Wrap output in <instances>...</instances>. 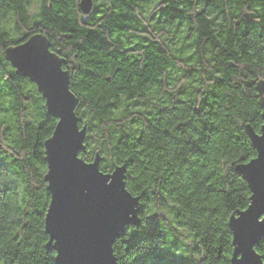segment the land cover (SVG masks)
Returning a JSON list of instances; mask_svg holds the SVG:
<instances>
[{"label":"trees","instance_id":"16d2710c","mask_svg":"<svg viewBox=\"0 0 264 264\" xmlns=\"http://www.w3.org/2000/svg\"><path fill=\"white\" fill-rule=\"evenodd\" d=\"M79 1L45 0L40 12L29 18L25 14L24 0H0V23L5 20L6 12H12L18 20L14 25L15 34L0 33V44L12 47L33 35H42L49 42V51L63 60V66L71 65L68 76L70 81H77L75 97L78 103L82 107H92L93 120L99 121L94 128L108 121L115 125L109 129L113 132L112 151L121 157L128 155L122 165L125 171L133 163L141 170L140 179L149 184L145 189L146 203L155 202L163 207V191L171 194L174 188L183 190L188 181L195 182V177L187 175L195 164L216 158L211 154L214 148L185 144L179 166L158 174L163 146L153 147L155 132L159 131L157 125L165 118L188 104L187 99L180 97L194 96L192 103L200 105L191 109L194 115L203 113L219 118L221 110L223 114L229 112L228 106L236 109L247 105L251 109V119L243 125L244 131L218 142L225 149L239 144V151L232 154V163L235 166L245 163L239 153L245 152L248 144L246 126L252 127L253 121H262L264 94L261 96L256 87L264 81L259 79L264 76V0H199L202 7L195 16L193 0H92V8L86 15L80 11ZM147 3H154L155 7L144 19L154 21V24L144 23L141 19V9ZM245 8L246 11H241ZM162 22L176 24V28L158 27ZM26 25H31L34 30L25 31ZM150 28L184 35L178 39L174 34L166 43L154 36ZM173 41L180 44L179 55L169 47ZM177 61L187 62L183 77L193 82L181 84L173 96L166 90L170 85H165L161 77L170 69L176 70ZM194 77L206 86L200 87ZM162 88L165 89L163 92ZM36 89L27 78L8 71L0 79V100L4 101L0 104V136L10 140L7 145L0 142V175L17 178L0 189V205L7 207L6 202L18 198L16 208L26 222L16 225L19 230L8 241L7 258L0 256V264H22L23 249L35 243L28 233L39 239L30 254L33 264H48L49 255L55 256L45 248L48 236L43 229L44 215L50 196L43 178L47 165L42 151H45L44 142L52 135L56 121L48 118L47 111H39V105L45 106V100ZM21 107L25 117L29 108L37 110L38 123L21 119ZM216 127L208 125L205 134L209 137L217 135ZM161 135L167 137V129ZM150 148L153 150L149 151ZM254 156L255 151L247 157V162ZM104 158L102 155L101 159ZM200 167L203 170L212 165L201 164ZM213 175L214 170L205 179H211ZM238 179H241L239 174L230 173L217 177L215 188L213 185L207 187L220 195L231 187L234 195ZM191 195L200 199L197 193ZM153 215L158 223L155 218H150L146 227H141L130 237L127 241L129 253L139 250L143 241L162 235L160 227L165 229L168 242L174 241L173 233L166 231L165 213L153 212ZM21 236L24 238L20 239ZM232 250L214 251L205 264H225L221 257H231ZM255 250L261 253L259 248ZM194 254L197 257L198 253L193 251ZM180 260L168 250L146 249L133 264H189Z\"/></svg>","mask_w":264,"mask_h":264},{"label":"clouds","instance_id":"9594fccd","mask_svg":"<svg viewBox=\"0 0 264 264\" xmlns=\"http://www.w3.org/2000/svg\"><path fill=\"white\" fill-rule=\"evenodd\" d=\"M44 2L45 0H24L25 14L29 18L34 17L40 12ZM154 7V3H147L144 5V8L141 9V19L144 20V23L154 24V21L144 19L154 10ZM201 7L202 5H200L199 0H193V16H195V13L200 12ZM246 10V8L241 9V11ZM209 15H215V13H209ZM17 23L18 20L13 13L6 12L5 20L3 23H0V33L13 32V34H15L14 25ZM229 25H231L230 19ZM158 27H171L175 29L176 24L162 22ZM33 30L31 25L25 26V31L31 32ZM149 31L153 32L154 36L163 39L166 43L172 39L174 34L177 35L178 39L182 38L184 35L183 33L174 32L162 33L152 28H150ZM51 36L52 34L50 33V39ZM37 37L41 38L40 35ZM57 39H59V37H57ZM249 39L251 40L252 37H249ZM43 41L48 45L46 40L43 39ZM29 44L25 47L29 46ZM169 47L173 49L174 54L179 55L177 49L180 47V44L178 42L173 41L169 44ZM22 48H14L12 50ZM8 52L9 45L6 43L0 44V61H3V63L0 64V79L3 78L5 71L16 74L18 70L13 61L8 58ZM176 63L178 68L176 70H169V72L172 73L171 76L169 72H165L161 77L165 85H170L166 90L172 92L173 96H175L176 90L180 88L181 84L190 85L193 82V80H186L183 77V71L187 67V62L177 61ZM60 68L67 72L71 71V65L62 66L60 64ZM193 79H196L197 83H199V78L194 77ZM259 79H264V76L259 77ZM76 85L77 81H70L69 78L66 77V93L70 94L75 101L72 106V117L74 118L76 135L80 138V147L83 149L77 151L76 159L87 166L95 165L98 173H105L108 177H111L117 169H122V183L124 189H127L126 193L131 192L133 195H136L138 192L149 188V184L144 183L143 180L140 179L141 170L137 168L135 163H133L127 171L124 170V167H121L124 161L128 159V155L125 154L121 157L120 154H114L112 151V144L114 143L112 139L113 132L109 129H113L115 125H113L111 121H108L106 124H100L98 128L93 127V125L99 124V121L93 120L94 112L92 107H82L75 99ZM199 86L203 88L206 85L204 83H199ZM164 90L165 89L162 88V92ZM180 99H187L188 104L185 105L184 108L174 111L165 118L164 121L157 125L159 131L155 132L153 147L163 146V151L160 153L162 159L159 161L161 167L158 174L162 175L165 169L179 166L185 144H187L188 147L200 145L202 147L207 146L209 149L214 148L211 154L216 158L211 162L200 160L198 164H195L187 173V175L195 177V182L191 180L188 181L183 190L173 191L171 194H169V191H163V197L161 199L163 207L155 202L146 203L144 199L136 203L135 207L138 210L137 217L142 218V222L152 217L153 212L165 213L167 217L166 231L173 233L174 241L169 243L165 238V229H161L160 227L162 235L151 240L143 241L142 247L139 250H134L129 253L127 251V241L130 239L131 229L126 226L123 234L111 243L112 256L115 260V264H133V261H135L146 249L168 250L174 253L176 257L189 261V264H205L209 255L216 250L228 252L234 248L236 252V246L234 244L235 235L233 232L229 231V220L231 216L239 215L234 208V204L238 201L243 203L246 200V205L251 206V197H253L254 193L250 190L249 182L242 174H239L241 179L235 181L236 192L234 195L231 187L227 188L226 193L220 195L209 191L207 186L213 185L215 188L217 185L214 181H216L217 177L230 173L237 174V167L232 163V154L234 151H239L240 145H231L229 148L225 149L218 142L227 141L228 137L232 136V134L243 132V125L251 119L249 115L251 109L247 105L236 109H232L231 106H228L230 110L227 114H223V110H221L219 118H215L212 117L211 114H193L191 109L200 107L198 102L192 103L194 96L180 97ZM47 110L48 105L47 107L43 104L39 105V111L42 112ZM20 111L21 119L34 120L38 123L40 117L37 110L29 108L26 117L23 115L22 107ZM117 115H119V111H117ZM177 125H180V127L177 128ZM208 125L217 126L215 129L217 135L209 137L205 134V127ZM164 129H167L169 133L167 137L161 135ZM250 129L254 137H264V121H253ZM125 131H128V129H125ZM252 134H250L249 129H247L248 144L245 145L246 151L239 153L244 159H247L253 151L260 155V150L253 146ZM209 140L211 143H208ZM0 142L7 145L10 140L4 136H0ZM44 148L46 151H42V155L48 157V143ZM152 150L151 148L149 149V151ZM9 151H11V149ZM102 155L105 157L104 159H101ZM98 157L99 162H97ZM209 163L212 165L211 168L206 167L203 170L201 169V164L207 165ZM213 170L215 175H213L211 179L206 180L205 178L210 176ZM16 179L17 178L14 176L5 177L0 175V189H3L6 184H11V182ZM111 183L112 180L109 179L107 184L111 185ZM192 193H197L200 199L197 200L196 196L191 195ZM205 196H207V199H205ZM227 196H231L232 198L226 199L225 197ZM18 202L19 200L17 198L14 202H6L7 207L0 205V237L6 238L0 239V256H3L5 259L7 258L8 241H11L12 235H15V232L19 230L16 225L26 223L23 220L20 210L16 208ZM52 204L53 201L50 207ZM229 209H231V211H229ZM176 210H179L180 215H176ZM262 221H264V216L257 218L258 223ZM28 235L31 241L35 243L32 244V247L23 249L24 259L22 264H33L30 254L32 253V248L39 243V239L36 236H33L31 233H28ZM51 235L50 233V236ZM23 238V236L20 237V239ZM16 243H19V240H17ZM54 245L55 243L48 247V252L50 254L52 252H57L53 247ZM256 248H259L261 253L264 252V240H258L251 246V251L259 258L261 264V261L264 260V255H258L255 251ZM193 251L198 253L195 260L192 258ZM236 256L244 257V253L241 252ZM58 257L49 255L48 264H57ZM221 260H224L225 264H233V259L231 257L225 259V257L222 256ZM236 260L239 261L240 258Z\"/></svg>","mask_w":264,"mask_h":264},{"label":"water","instance_id":"95a60500","mask_svg":"<svg viewBox=\"0 0 264 264\" xmlns=\"http://www.w3.org/2000/svg\"><path fill=\"white\" fill-rule=\"evenodd\" d=\"M78 6L86 15L92 8V0H80ZM37 36L38 34L33 35L25 42L9 47L8 58L17 66L21 78H27L35 84L36 90L45 100V106L48 105L47 97H51L50 111L54 108L58 115L63 116L61 125L58 127L56 123L50 136L54 139L49 141L48 138L44 142V146L48 143V157L45 155L47 171L43 178L50 196L44 215L43 229L48 236L46 241H50V233L54 239L58 237L53 246L59 252V257L54 252V257H58L57 264H115L111 243L124 232L126 226H140L136 218V202L123 190L122 169H117L108 177L98 173L95 165L87 166L76 159L77 151L83 149L72 117L75 101L66 93L65 88L68 72L63 77L58 75L45 51L47 44L43 39H47L42 35L41 38ZM47 43L49 45L48 41ZM27 44L29 46L25 47ZM14 48L22 49L12 50ZM55 56L63 66V60L56 54ZM256 88L263 96L264 81ZM75 99L78 100L76 97ZM261 106L260 117L264 121V98ZM250 128L246 126V132L249 129L252 134ZM252 135L253 146L260 150V159L250 166L246 163L236 166L237 174H242L249 182L254 195L251 197L249 212L240 214L242 220L239 223L235 219L231 221L236 246V252L233 248L231 255L233 264H260L259 258L251 251V246L258 240H264V222H257L258 216L264 213V139ZM254 157L259 158L257 152ZM109 179L112 180L111 185L107 184ZM53 243L50 241L45 244L47 251ZM241 252L244 253V259L238 261L236 259L239 257L236 255ZM261 264H264V260Z\"/></svg>","mask_w":264,"mask_h":264},{"label":"snow or ice","instance_id":"6c2138e0","mask_svg":"<svg viewBox=\"0 0 264 264\" xmlns=\"http://www.w3.org/2000/svg\"><path fill=\"white\" fill-rule=\"evenodd\" d=\"M45 51H46V53H47V56H48L49 58H51V59H50V63H53L54 66L56 67L57 72H58V75L61 76V77H63V76H64V73L67 72V71H66V70H62V69L60 68V64H61L60 61L57 60L55 54L49 52V47H48V45L46 46ZM2 63H3V61H0V64H2ZM17 69H18V68H17ZM16 76H22V75L17 71ZM50 99H51V97H47V101H48V113H49L48 118H49L50 120H55L56 123L58 124V127H59V126L61 125V123H62L63 116L58 115V114L56 113V111H55L54 108L50 111V107H49V100H50ZM0 104H4V101H3V100H0ZM57 117H59L58 120L56 119ZM58 127L55 129V134L57 133ZM53 139H54V138H50L49 141H51V140H53ZM261 139H264V137H261ZM259 159H260V155H259V158H258V159L254 157L253 160H252L251 162H247V160L245 159V163H246L247 166H250V165L253 164V162H257V161H259ZM247 166H246V167H247ZM121 167H124V166H121ZM100 174L106 176L105 173H100ZM123 190H124V192H127V189H126V188L123 189ZM178 190H179L178 188H174V191H178ZM127 194H128V196H129L132 200H134L136 203H139L141 200H143V199H144V196L146 195L145 190H144V191H141V192H138L136 195H133L131 192H128ZM246 204H247V201H246V200H245L243 203H241V202L238 201V202H236V203L234 204V208H235L236 211L239 213V215H233V216L230 217L229 225H228V227H229V231L233 232V230H232V228H231V226H230V225H231V221H232L233 219H235V220L239 223V222L242 220V218H243L240 214H244V213H248V212H249L251 206H247V207H243V206H242V205H246ZM176 211L179 212V210H176ZM261 216H264V213H261L258 217H261ZM136 218H137L141 223H140V226H139V227H138L137 225H135V224H130V225L127 226L129 229H131L130 237H131L134 233L139 232L141 227H146V226H147V223H148V221H149L150 218H155V220H156V222H157V218H156L154 215H153L152 217L147 218L146 220H143V222H142V218H140V217H136ZM262 222H264V221H262ZM157 223H158V222H157ZM233 233H234V232H233ZM57 240H58V237H57L56 239H54L52 235L50 236V241H51V242H54V243L56 244V243H57ZM50 241H45V243H50ZM57 253H58V256H59V252H58V251H57ZM260 255H264V252L260 253ZM239 258H240V260H243V259H244L243 256H240Z\"/></svg>","mask_w":264,"mask_h":264},{"label":"rangeland","instance_id":"374dc122","mask_svg":"<svg viewBox=\"0 0 264 264\" xmlns=\"http://www.w3.org/2000/svg\"><path fill=\"white\" fill-rule=\"evenodd\" d=\"M192 258L195 260V259H196V255H195V254H194V255L192 254ZM183 260H184V259L181 258L180 261H183ZM185 261H187V260H185ZM187 262L189 263V261H187Z\"/></svg>","mask_w":264,"mask_h":264}]
</instances>
